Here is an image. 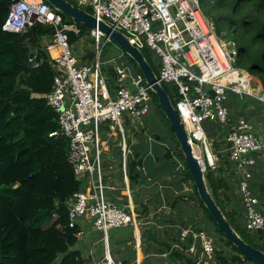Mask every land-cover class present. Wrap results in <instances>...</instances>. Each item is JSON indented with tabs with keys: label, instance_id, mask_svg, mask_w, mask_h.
<instances>
[{
	"label": "built area",
	"instance_id": "obj_1",
	"mask_svg": "<svg viewBox=\"0 0 264 264\" xmlns=\"http://www.w3.org/2000/svg\"><path fill=\"white\" fill-rule=\"evenodd\" d=\"M72 1L123 33L139 50L149 49L154 54L158 83L176 89L175 108L190 144L201 151L198 160L204 172L217 171L220 159L212 152L205 124L214 123L220 131L231 126L232 98H249L264 107V91L254 86L250 73L238 67L237 45L217 35L200 0ZM37 24L53 28L41 48L49 54L55 72L53 89L46 100L57 115L59 130L49 137L69 139V163L76 179L86 186L66 204L70 228H81L88 221L102 234L105 244L104 261L94 264H120L110 255L108 235L112 230L134 225L136 219L133 213L104 198L102 166L111 143L119 134L124 136V122L137 129L151 114L152 90L143 75L133 74L122 62L123 56L105 61V48L113 41L101 32L91 31L94 58L81 64L68 36L69 32L79 33L75 25H68L64 16L44 0H11L4 31L25 33ZM106 65L114 69L113 80L104 70ZM101 132L105 139H101ZM223 140L230 161L243 175L240 191L245 229L256 234L264 229V215L251 184L253 170L260 160L264 163V137L254 132L251 121L241 118L225 131ZM181 247L189 255H200L207 261H213L218 250L215 239L198 228L181 230L175 248Z\"/></svg>",
	"mask_w": 264,
	"mask_h": 264
},
{
	"label": "trees",
	"instance_id": "obj_2",
	"mask_svg": "<svg viewBox=\"0 0 264 264\" xmlns=\"http://www.w3.org/2000/svg\"><path fill=\"white\" fill-rule=\"evenodd\" d=\"M10 5L11 0H0V264H88L83 251L77 248L82 230L70 228L66 206L84 189V184L76 179L74 167L69 163V139L49 138L59 130L57 115L46 100L53 89L55 72L49 54L41 48L53 28L37 24L25 33L4 31ZM201 9L206 17L218 21L219 33L237 45L238 67L257 77L264 86V0H207V6ZM64 20L79 30L78 34L68 33L72 46L90 36L91 30L85 26L65 16ZM116 50V55H123L122 62L133 74L142 75L131 58ZM142 52L157 73L154 54L149 49ZM104 70L113 80V67L106 65ZM163 88L176 105V89L166 84ZM151 94L158 116L170 135V140H165L161 131L155 134L160 142L170 143L163 163L176 169L177 159L181 162L182 169L178 168V172L183 174V180L191 182L190 198L202 213L199 216L202 226L198 229L215 236L217 247L219 237L223 247L231 249L234 254L231 264H251L220 233L201 201L175 134L159 107L157 96ZM136 155L139 160L131 155L127 157L130 183H138L141 177L138 168L142 159L140 153ZM222 167L220 158L217 171L205 173L208 189L233 229L246 243L264 252V229L256 234L248 233L241 227L237 213L227 210L229 187L217 176ZM260 170L262 175L264 163ZM261 175L259 179L263 178ZM253 182L252 190L260 192L257 197L264 215V182L260 185ZM219 259L221 264L227 263L226 258Z\"/></svg>",
	"mask_w": 264,
	"mask_h": 264
},
{
	"label": "crops",
	"instance_id": "obj_3",
	"mask_svg": "<svg viewBox=\"0 0 264 264\" xmlns=\"http://www.w3.org/2000/svg\"><path fill=\"white\" fill-rule=\"evenodd\" d=\"M85 38H88V36L77 42V46V43L74 44L76 51H79V55L75 52L81 64L90 63L91 60H84V57L89 52L93 53L92 45L88 44L89 47H83V43L86 42L87 45ZM89 39L91 40L90 37ZM118 55L123 56L119 53ZM254 79V86L258 90L264 91L262 82L257 77H254ZM235 100H237V97L232 98L230 103L232 123L235 122V114L248 116L244 109L247 106L243 104L248 101L240 99L241 104L236 105L238 100ZM254 105L255 109L250 111L251 118H249L257 135L261 138L264 137V107L258 103ZM144 119L142 121L143 136L141 135L143 130L135 129L125 121L124 124L128 123L129 126L128 131H126L123 124L124 136L119 134L104 156L101 180L104 187V198L133 213L136 219L134 225L112 230L109 233L108 245L112 259L120 264H221L219 258L224 257L226 258V264H231L234 254L229 247H223L219 237H217L219 242L217 252L219 253L216 254L213 261L201 259L200 255H189L186 250L182 251V247L175 248V245L179 243L182 229L202 226V222L199 220L202 213L190 198L189 193L192 188L190 189L187 185H191V182L183 180V174L181 175L178 172L179 167L175 169L172 168V165L163 163L165 149L170 146V143L157 140L155 134H158L159 131H152L151 133L146 129ZM232 127L231 125L222 130L226 131ZM216 129L215 127L211 129V141L214 142L212 152L219 159L222 158V171L217 176L223 179L229 187L227 210L236 212V217L241 221V227H245L246 216L240 191V182L243 175L237 165L227 157L228 146L223 140L222 130L215 133ZM149 135L154 139L150 137L149 140ZM168 140H170V137ZM137 153H140V159H142V165L138 168L141 177L138 183L132 181L130 183L127 175V157L131 155L135 158ZM135 159L139 160V158ZM262 166L263 163L261 162L260 166L253 170V183H256L259 179L258 176L261 175L260 167ZM106 169L117 174L115 184L111 176L107 178V174H104ZM262 172L263 180L264 171ZM254 193L256 196L260 195L257 190ZM81 230L83 236L77 248L83 251L88 264L104 261L105 244L102 234L97 232L88 221H84ZM183 248L185 249V247Z\"/></svg>",
	"mask_w": 264,
	"mask_h": 264
},
{
	"label": "water",
	"instance_id": "obj_4",
	"mask_svg": "<svg viewBox=\"0 0 264 264\" xmlns=\"http://www.w3.org/2000/svg\"><path fill=\"white\" fill-rule=\"evenodd\" d=\"M58 13L75 23L85 26L91 31H99L105 37L110 38L118 48L131 58L140 68L146 84L157 96L159 107L170 124L171 130L180 146L185 164L191 174L197 193L213 220L216 222L220 233L224 238L245 257L251 264H264V252L246 243L233 229L223 211L220 209L208 189L205 172L200 161L195 156L194 149L189 142V135L182 123L181 117L175 108L170 96L162 85L158 83L155 70L146 60L143 52L130 43V40L121 32L113 29L107 23L98 21L91 13L75 6L68 0H44ZM94 54L89 52L84 60H93ZM209 94L214 97L212 91ZM218 132V129H216Z\"/></svg>",
	"mask_w": 264,
	"mask_h": 264
},
{
	"label": "rangeland",
	"instance_id": "obj_5",
	"mask_svg": "<svg viewBox=\"0 0 264 264\" xmlns=\"http://www.w3.org/2000/svg\"><path fill=\"white\" fill-rule=\"evenodd\" d=\"M200 3H201V6L202 7H204V6H207V0H200ZM89 12H91V10L89 9L88 10ZM212 22H213V24L215 25V27H217L216 29H217V35L220 37V38H222V39H224V40H226L227 42H229L230 41V39L229 38H224L223 37V34L224 33H219V31H218V26H217V24H218V21L217 20H212ZM89 37L90 36H88V38H85V41H87V45H86V42L85 43H83V47H89V45L88 44H90V45H92V40H90L89 39ZM103 42H104V40H103ZM78 45V43L76 44V46ZM72 48H73V50H74V52L76 51V49H75V45H73L72 46ZM115 48H118L117 46H116V44L114 43V42H112L111 44H109L106 48H105V61H108L109 59H114V58H116L117 57V50H115ZM119 49V48H118ZM229 49H232V47L230 46L229 47ZM120 50V49H119ZM121 51V50H120ZM77 53H78V55H79V51H76ZM75 52V54H76V56H77V58H79L78 57V55H77V53ZM122 52V51H121ZM247 99H249V98H247ZM247 99H245V100H243V101H248L247 103H243V104H246L245 106H247L246 108H244L245 109V113L246 114H248V116L247 115H237V114H235V122L234 123H232V126L233 125H235L236 124V121L241 117H243V118H246V119H248V120H250V118H251V115H250V111L252 110V109H255L254 107H255V103L253 102V101H249V100H247ZM238 100V101H237ZM237 100H235V101H237V104L236 105H239V104H241V102H239L240 101V98L239 97H237ZM177 102H178V99L177 98H175V100H174V103H176L177 104ZM156 109H157V107H156V103H154L153 102V104H152V112H151V114L148 116V117H146L145 119H144V123H145V125H146V129H148L151 133H152V131H154V132H156V131H161V132H163V138H165V140H168L169 139V137H170V135H169V133H168V129H167V127L165 126V125H163V121H162V118L160 119L159 118V116H158V113H157V111H156ZM252 114L254 113V112H251ZM250 117V118H249ZM251 121V120H250ZM124 127H125V129H126V131H128V123H125L124 124ZM205 127H206V131H207V134H208V137L211 139V129L212 128H216L217 127V125L216 124H214V123H211V122H207L206 124H205ZM142 128H143V126H141V127H139L138 129L141 131L142 130ZM254 132L256 133V131H255V127H254ZM150 133V134H151ZM222 133L223 134H225V130H222ZM152 135V134H151ZM101 139H105V136H104V134H103V132H101ZM150 135L148 136V138H149V140H150ZM151 138H153L154 139V137H151ZM142 141L145 143V141H144V139H142ZM169 146V145H168ZM211 147L214 149V142L212 143V145H211ZM196 156L197 157H201V151L198 149V150H196ZM177 162H178V167L180 168V169H182L181 167H182V165H181V162L177 159ZM180 165H181V167H180ZM104 174H107V178L109 177V176H111V178L114 180L113 181V183L115 184V182H116V178H117V174L114 172V171H112V170H110V172H109V170L108 169H106V170H104ZM107 178L105 177V182L107 183ZM262 182H264V179L262 180V179H257V181H256V183L258 184V185H260ZM124 187H125V185H123ZM190 189H191V185L189 184V185H187ZM107 193H108V191H107ZM213 238H216L215 236H212ZM119 249V248H118ZM119 252L121 253V250L119 249Z\"/></svg>",
	"mask_w": 264,
	"mask_h": 264
},
{
	"label": "bare ground",
	"instance_id": "obj_6",
	"mask_svg": "<svg viewBox=\"0 0 264 264\" xmlns=\"http://www.w3.org/2000/svg\"><path fill=\"white\" fill-rule=\"evenodd\" d=\"M74 2V1H73ZM50 138V137H49ZM194 149V153H195V156H196V150H198V148L196 146L193 147ZM197 157V156H196ZM198 159H200L199 157H197Z\"/></svg>",
	"mask_w": 264,
	"mask_h": 264
}]
</instances>
